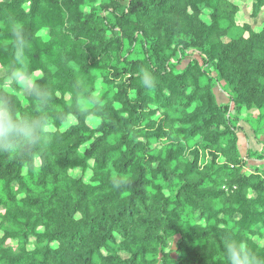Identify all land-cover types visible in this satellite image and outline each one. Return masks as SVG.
Segmentation results:
<instances>
[{
	"label": "trees",
	"instance_id": "16d2710c",
	"mask_svg": "<svg viewBox=\"0 0 264 264\" xmlns=\"http://www.w3.org/2000/svg\"><path fill=\"white\" fill-rule=\"evenodd\" d=\"M251 4L259 17L264 0ZM238 11L0 0V87L44 125L34 147L0 153V264H227L225 237L264 264V166L239 149L242 122L264 133V24L223 40ZM190 52L201 60L182 66Z\"/></svg>",
	"mask_w": 264,
	"mask_h": 264
},
{
	"label": "clouds",
	"instance_id": "9594fccd",
	"mask_svg": "<svg viewBox=\"0 0 264 264\" xmlns=\"http://www.w3.org/2000/svg\"><path fill=\"white\" fill-rule=\"evenodd\" d=\"M17 40L20 33H13ZM18 90L36 91L34 80L27 78V74L17 72L11 78ZM141 83L147 88L157 85V77L148 68L140 71ZM7 89L0 87V153L8 152L11 154L17 148L27 150L39 143L44 133V125L40 120L22 118L17 114L16 109L7 99ZM222 251L227 260V264H261V258L255 250H252L244 242L234 238L220 240Z\"/></svg>",
	"mask_w": 264,
	"mask_h": 264
},
{
	"label": "rangeland",
	"instance_id": "374dc122",
	"mask_svg": "<svg viewBox=\"0 0 264 264\" xmlns=\"http://www.w3.org/2000/svg\"><path fill=\"white\" fill-rule=\"evenodd\" d=\"M238 3L239 5V11L237 13V22L236 26L232 27L229 32L223 37V40H229L232 38L239 37L241 35H245L243 32V26L246 24H251L253 29L255 30H260L264 24V9L259 17H253L252 15V7H251V0H234ZM197 58L201 60V57L199 56L198 53L190 52V54L185 58L184 62L182 63V66L186 65L191 59ZM215 92L218 98V101L220 103H225L228 101V96L221 91L219 87L215 88ZM243 123V122H242ZM246 127H248V124L243 123ZM242 136V142L241 145V151L245 155L247 152L246 146H247V141L244 138V134L241 133ZM256 142V140H254ZM262 148V145L259 146V149ZM260 153V152H258ZM248 167V166H247ZM251 168V167H248ZM90 173V172H89ZM88 173V174H89Z\"/></svg>",
	"mask_w": 264,
	"mask_h": 264
},
{
	"label": "crops",
	"instance_id": "0c3cea01",
	"mask_svg": "<svg viewBox=\"0 0 264 264\" xmlns=\"http://www.w3.org/2000/svg\"><path fill=\"white\" fill-rule=\"evenodd\" d=\"M241 125H242V130H240L239 133V149L241 148L240 144L243 143L241 136V133H243L245 135L244 138L247 141V146H246L247 152L245 155L242 153L241 149L240 152L247 161V166L251 168L260 165L264 166V133H261L259 134V136H256L255 133L252 132V130L250 129L249 125L248 127H246L243 123ZM254 140H256V142ZM261 145L262 148L259 149V146ZM250 151L260 152L261 157H248Z\"/></svg>",
	"mask_w": 264,
	"mask_h": 264
}]
</instances>
